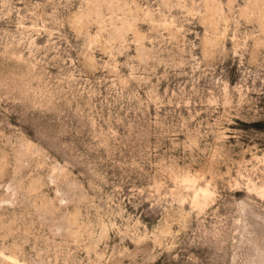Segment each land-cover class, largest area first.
<instances>
[{
	"label": "rangeland",
	"instance_id": "1",
	"mask_svg": "<svg viewBox=\"0 0 264 264\" xmlns=\"http://www.w3.org/2000/svg\"><path fill=\"white\" fill-rule=\"evenodd\" d=\"M0 264H264V0H0Z\"/></svg>",
	"mask_w": 264,
	"mask_h": 264
}]
</instances>
